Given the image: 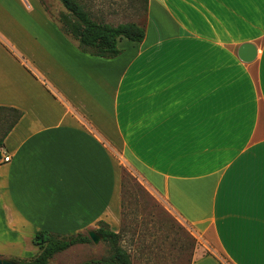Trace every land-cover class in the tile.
I'll use <instances>...</instances> for the list:
<instances>
[{
    "label": "crops",
    "instance_id": "1",
    "mask_svg": "<svg viewBox=\"0 0 264 264\" xmlns=\"http://www.w3.org/2000/svg\"><path fill=\"white\" fill-rule=\"evenodd\" d=\"M40 4L0 0L27 15L0 20V107L20 113L6 132L0 110V259L36 256L38 231L116 232L128 164L214 253L264 264V0H147L142 42L113 58Z\"/></svg>",
    "mask_w": 264,
    "mask_h": 264
},
{
    "label": "rangeland",
    "instance_id": "2",
    "mask_svg": "<svg viewBox=\"0 0 264 264\" xmlns=\"http://www.w3.org/2000/svg\"><path fill=\"white\" fill-rule=\"evenodd\" d=\"M28 1V0H27ZM41 7L52 19H56L64 8L57 0H40ZM91 17L111 25L144 20V3L142 0H78ZM0 10H2L0 8ZM5 26L9 17L27 15L18 6L3 9ZM56 26L57 31L63 34ZM69 37V36H68ZM70 38V37H69ZM70 41H73L70 38ZM57 42L53 41L55 46ZM6 114L0 111V137L5 130L3 119ZM4 121V122H3ZM125 174L121 187V208L119 217V245L127 252L131 264H190L195 258L212 255L222 264H229L206 242L204 236L195 226L184 223L168 206L164 196L156 194L131 167L124 164ZM34 245H32L33 247ZM36 249L37 247L34 246ZM21 250V249H20ZM108 255V245L101 241L97 244H80L55 254L52 264H81L92 259ZM14 262L18 261L13 259ZM197 264H214L210 260H200Z\"/></svg>",
    "mask_w": 264,
    "mask_h": 264
},
{
    "label": "trees",
    "instance_id": "3",
    "mask_svg": "<svg viewBox=\"0 0 264 264\" xmlns=\"http://www.w3.org/2000/svg\"><path fill=\"white\" fill-rule=\"evenodd\" d=\"M57 1L65 10L60 12L57 17L60 29L76 42L77 49L83 53L101 58H113L121 53L117 47L118 40L124 38L131 42L140 43L144 38V28L137 23L127 22L111 25L93 19L78 0ZM142 1L144 10H146L147 0ZM0 110H7L12 113L6 129L7 132L20 117V113L4 107H0ZM1 145L0 140V147ZM124 174L125 171L122 170L121 187L123 186ZM95 232L100 235L101 241L108 245V255L81 264H131L129 255L119 245V233L110 230L108 225L103 222L100 223ZM31 242L38 249L37 255L27 261H16L18 264H52L50 260L55 254L75 245L91 243L87 234L59 235L49 231L36 232Z\"/></svg>",
    "mask_w": 264,
    "mask_h": 264
},
{
    "label": "water",
    "instance_id": "4",
    "mask_svg": "<svg viewBox=\"0 0 264 264\" xmlns=\"http://www.w3.org/2000/svg\"><path fill=\"white\" fill-rule=\"evenodd\" d=\"M257 54L256 47L252 43H242L239 45L237 49V57L240 61L244 63H250L255 60ZM87 236L89 237L90 241L93 244H97L101 237L94 231H89L87 233ZM0 264H18L17 262L8 260V259H0Z\"/></svg>",
    "mask_w": 264,
    "mask_h": 264
},
{
    "label": "built area",
    "instance_id": "5",
    "mask_svg": "<svg viewBox=\"0 0 264 264\" xmlns=\"http://www.w3.org/2000/svg\"><path fill=\"white\" fill-rule=\"evenodd\" d=\"M4 161H5V162L8 161V157H5V158H4Z\"/></svg>",
    "mask_w": 264,
    "mask_h": 264
}]
</instances>
